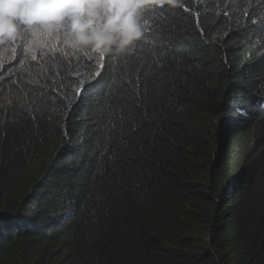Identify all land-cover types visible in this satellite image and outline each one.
<instances>
[{"label": "trees", "instance_id": "trees-1", "mask_svg": "<svg viewBox=\"0 0 264 264\" xmlns=\"http://www.w3.org/2000/svg\"><path fill=\"white\" fill-rule=\"evenodd\" d=\"M175 1L118 54L110 115L81 107L67 137L99 56L42 68L19 50L0 69V103L37 101L36 119L0 116V264H264V3Z\"/></svg>", "mask_w": 264, "mask_h": 264}, {"label": "clouds", "instance_id": "clouds-1", "mask_svg": "<svg viewBox=\"0 0 264 264\" xmlns=\"http://www.w3.org/2000/svg\"><path fill=\"white\" fill-rule=\"evenodd\" d=\"M150 2L154 0H0V69L15 61L19 50L26 51L28 63L42 68L40 58L47 51L55 60L76 69L87 67L92 53L111 58L108 71L111 82L118 54L142 37L141 10L156 7ZM167 4L185 9L184 4L175 0L174 3L165 0L163 8ZM261 20L264 24V16ZM261 35V53H264V33ZM261 53L256 67V86L252 88L253 96L257 91V99L258 91L264 89V85L256 88L264 83V77L260 78L264 76ZM76 55L81 63L76 62ZM95 61L100 63L99 59ZM22 67L21 63L19 69ZM89 68L94 70V66Z\"/></svg>", "mask_w": 264, "mask_h": 264}, {"label": "snow or ice", "instance_id": "snow-or-ice-1", "mask_svg": "<svg viewBox=\"0 0 264 264\" xmlns=\"http://www.w3.org/2000/svg\"><path fill=\"white\" fill-rule=\"evenodd\" d=\"M169 3H174V0H168ZM207 2H211V0H207ZM235 2V0H229V5L231 3ZM261 3H264V0H260ZM154 4L156 7L153 9H147L144 7L141 10V16H140V24L142 29V37L138 41L147 42L151 37L149 36V29L146 27L147 25V19L146 14L148 12H155L157 9H163V5L165 3V0H154V2H150ZM225 15H228V13H224ZM254 14V8L250 5L249 9L245 11V20L247 21L248 17ZM247 26V25H246ZM157 27H160L157 25ZM252 27H264V25H261L259 21L253 20L252 21ZM203 43H208L207 41H202ZM257 44L260 43L259 40L256 42ZM162 53L161 55H163ZM262 56H264V53H261ZM33 60L36 59L32 57ZM91 59V58H90ZM100 63L94 65V70L89 73L90 79H83L79 80L78 85L74 88V95L75 99L71 102H69L68 105V112L65 113V130L64 134L67 137L68 135V117L73 115L74 112H77L81 109V107L84 108H90L95 106L96 114L98 118H103L105 115H110L109 109L112 107V100L114 99L112 93L114 91L113 85L115 84V79H113L110 82L108 71L109 67L111 66V58H106V56H99ZM11 87V86H10ZM0 92H3V87H0ZM24 96H27V93L24 94ZM91 96V99H89ZM42 103H48L47 100H45L43 97L39 98ZM37 101L35 99L33 100H25L23 97L17 96L15 98H9L5 97L3 103H0V116H3L4 119V125L7 126L8 116L9 113L13 109H17L19 116L21 118L25 117L26 114L30 115L32 119H36V109L34 108V105H36ZM259 106L262 110H264V100L258 101ZM240 111L242 117H247L249 113H247L246 110ZM114 114V113H112ZM122 114V113H121ZM42 115V113H41ZM84 118H87L85 116ZM93 122H97L96 120H93ZM12 126H17L19 124V119L13 120ZM6 135V133H5ZM91 137H83L82 140H90ZM111 139H114L112 137ZM63 148L72 149L74 145L69 140L65 145L62 146Z\"/></svg>", "mask_w": 264, "mask_h": 264}]
</instances>
